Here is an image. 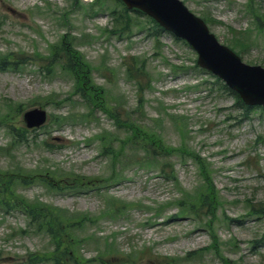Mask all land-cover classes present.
I'll return each mask as SVG.
<instances>
[{
	"label": "rangeland",
	"instance_id": "1",
	"mask_svg": "<svg viewBox=\"0 0 264 264\" xmlns=\"http://www.w3.org/2000/svg\"><path fill=\"white\" fill-rule=\"evenodd\" d=\"M181 1L264 68L246 0ZM148 18L117 0H0V67L15 64L0 68V264H264V109L236 105ZM34 109L47 116L28 128Z\"/></svg>",
	"mask_w": 264,
	"mask_h": 264
},
{
	"label": "water",
	"instance_id": "2",
	"mask_svg": "<svg viewBox=\"0 0 264 264\" xmlns=\"http://www.w3.org/2000/svg\"><path fill=\"white\" fill-rule=\"evenodd\" d=\"M140 8L176 35L187 39L199 53V64L222 77L236 89L248 104L264 105V69L248 67L229 49L218 44L204 22L187 11L178 0H123ZM46 113L28 111L25 121L29 128L45 122Z\"/></svg>",
	"mask_w": 264,
	"mask_h": 264
},
{
	"label": "trees",
	"instance_id": "3",
	"mask_svg": "<svg viewBox=\"0 0 264 264\" xmlns=\"http://www.w3.org/2000/svg\"><path fill=\"white\" fill-rule=\"evenodd\" d=\"M250 5H249V7H250V9H253V4H252V0H249V2H248ZM254 10V9H253ZM255 17V19L257 20V21H259V17L258 16H254ZM68 45L66 44V43H63V45H62V50L63 51H65L66 53L65 54H67L68 55V65H69V68H68V70L69 71H71L73 74H74V76L72 77V79H75L76 81H77V83L75 84V86L77 85H80V86H82L84 89H85V91H83V93H88L89 92V89L92 87L91 86V84L89 85L88 84V82H87V80H85V77H87L86 76V74L82 71V69H84V66L82 65V62H83V60H82V58L80 57V55L78 54V55H76V53H75V51H71L69 48V51H68ZM5 64H11V62H9L8 60L7 61H3V66L5 65ZM93 93H94V89H93ZM84 98H87V96L86 95H82ZM20 136V134H18V137ZM158 147V146H157ZM151 150L153 151V150H157V148L155 147V144H154V148H151ZM148 151V150H147ZM154 155H156L155 153H153ZM165 170H163L164 171V173H166V175L167 176H173V175H171L169 172H168V170H167V168L165 167L164 168ZM62 253H65V251H63ZM61 257V259H58V260H56V259H54V262H56V263H59V264H67V262H66V260H64V259H62V258H64V257H67L66 255H61L60 256Z\"/></svg>",
	"mask_w": 264,
	"mask_h": 264
}]
</instances>
